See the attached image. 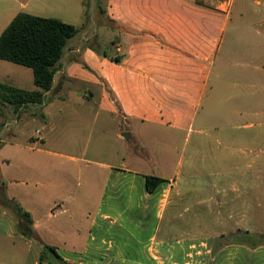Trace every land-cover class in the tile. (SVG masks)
<instances>
[{"label":"crops","instance_id":"0c3cea01","mask_svg":"<svg viewBox=\"0 0 264 264\" xmlns=\"http://www.w3.org/2000/svg\"><path fill=\"white\" fill-rule=\"evenodd\" d=\"M31 1L0 0V33L17 13L43 11ZM234 1L104 0L102 16L97 6L84 12L83 0L59 1L53 18L78 32L50 89L41 103L0 110V264H264V244L241 242L238 229L204 227L208 201L192 203L189 189L181 191L176 176L167 178L154 155L144 157L125 143L144 128L166 130L174 139L202 135L200 123L211 116L228 127L263 118L262 72L252 60L264 56V30H255L258 52L238 65L242 82L220 81L236 35L235 26L228 28ZM253 3L256 25L263 27L264 2ZM6 63L0 60V67ZM11 64L19 72L0 84L34 89L31 69ZM24 121L38 128L26 134L19 127ZM45 135H57V143ZM147 163L156 172L147 171ZM146 175L163 181L147 192ZM1 199L29 213L33 240ZM42 244L57 257L45 249L40 261Z\"/></svg>","mask_w":264,"mask_h":264},{"label":"rangeland","instance_id":"374dc122","mask_svg":"<svg viewBox=\"0 0 264 264\" xmlns=\"http://www.w3.org/2000/svg\"><path fill=\"white\" fill-rule=\"evenodd\" d=\"M59 1L32 0L30 5L42 7L43 11H34L30 7L24 13L33 12L41 17H53L59 10ZM259 2L263 4L264 0ZM72 5L73 0H70V6ZM96 6L98 15L102 16L104 0H83L84 12L92 13ZM68 7L69 5L65 9ZM254 7L253 0H235L231 7V18L234 23L228 28L235 26L236 35L231 45V63L226 64L224 72L220 73L222 83H241L238 65L251 52L257 53L262 44L257 41L255 30H264V26L256 25L255 14L252 11ZM69 9L72 10L71 7ZM228 28L224 33L225 40ZM99 37L100 46L103 49L108 48L103 35L100 34ZM252 63L261 69L262 74L257 76V81L264 85V56H257ZM26 69L30 73V70ZM18 72L13 64L6 63L0 67V80L9 82V78ZM261 94L259 100L264 109V92ZM0 110L4 113L6 111L1 102ZM261 116L262 119H241L233 127L220 125L215 118L217 116H211L200 123L198 129L202 130V135L195 131L187 137L184 134L176 135L174 139L168 133H164L166 130L144 128L137 138L136 135H132L125 143L128 150L142 151L144 157H148L150 153L154 155L153 159L159 161L158 168L163 169L162 173L167 178L176 176L178 188L181 191L184 188L189 189L192 196L188 198L192 203L197 198L208 201L206 203L209 205V212L202 211L201 224L204 227L212 232L223 230L225 233L227 231L235 233L238 229L239 234L235 238L238 237L241 242L248 245H260L264 244V114ZM6 120L8 122L9 117ZM36 126L26 121L19 124L26 134L38 128ZM228 133L239 135H226ZM253 133L263 135H251ZM45 136L50 143H57V135ZM237 138H240V141H237ZM137 139L140 140L139 146L134 144ZM146 165L147 171L151 169L156 172L154 165L150 163ZM195 167L201 172H191ZM194 208L197 206L194 205ZM229 210L234 211L233 216L231 215L233 218L227 217ZM127 211L134 209L131 207ZM54 212H57V209H54ZM218 216L223 220L217 219ZM233 237V234L226 235L228 240H232ZM30 238L33 240V237Z\"/></svg>","mask_w":264,"mask_h":264},{"label":"trees","instance_id":"16d2710c","mask_svg":"<svg viewBox=\"0 0 264 264\" xmlns=\"http://www.w3.org/2000/svg\"><path fill=\"white\" fill-rule=\"evenodd\" d=\"M77 32L75 26L58 18L17 13L0 33V60L30 68L35 88L24 90L0 84V102L13 106L15 111L26 104L41 103L43 94L52 85L56 65L66 44ZM112 60L118 62L119 57ZM82 66L87 68L83 63ZM162 181L156 176H144L146 191L152 192ZM1 202L16 213L21 232L28 237H35L29 213L8 199H1ZM42 247L44 251L40 253V261L45 249L57 257L53 247L45 244Z\"/></svg>","mask_w":264,"mask_h":264},{"label":"water","instance_id":"95a60500","mask_svg":"<svg viewBox=\"0 0 264 264\" xmlns=\"http://www.w3.org/2000/svg\"><path fill=\"white\" fill-rule=\"evenodd\" d=\"M124 136H127L126 134Z\"/></svg>","mask_w":264,"mask_h":264},{"label":"built area","instance_id":"2783aa9c","mask_svg":"<svg viewBox=\"0 0 264 264\" xmlns=\"http://www.w3.org/2000/svg\"><path fill=\"white\" fill-rule=\"evenodd\" d=\"M36 133H37V131H36Z\"/></svg>","mask_w":264,"mask_h":264}]
</instances>
